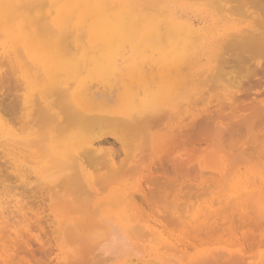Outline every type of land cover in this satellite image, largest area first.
<instances>
[{
  "label": "bare ground",
  "instance_id": "bare-ground-1",
  "mask_svg": "<svg viewBox=\"0 0 264 264\" xmlns=\"http://www.w3.org/2000/svg\"><path fill=\"white\" fill-rule=\"evenodd\" d=\"M227 1L232 0H0V80L7 83L0 101V264H24L27 256L35 262L38 250L54 264H190L180 245L167 240L169 232L157 236V224L141 215L146 190L120 179L148 156L149 165L172 164L178 155L168 142L185 148L184 141L193 140L187 137L207 122L231 118L245 93L236 68H253L244 79L264 87V8L244 14L253 5L248 2L240 15L232 12L235 0L231 8ZM256 85L245 90L250 94ZM258 105L264 111L261 100ZM212 162L198 179L226 184L219 183L221 201L239 205L241 213L253 197L261 195L264 202L263 170ZM24 176L28 196L43 197L46 204L38 216L30 208L33 200L22 198ZM34 179L46 189L33 188ZM211 205L210 214L216 211ZM194 212L198 218L200 210ZM89 220L102 230L93 242L83 236ZM36 223L55 245L45 248L48 255L43 238L25 229ZM209 255L223 258L221 251Z\"/></svg>",
  "mask_w": 264,
  "mask_h": 264
},
{
  "label": "rangeland",
  "instance_id": "rangeland-1",
  "mask_svg": "<svg viewBox=\"0 0 264 264\" xmlns=\"http://www.w3.org/2000/svg\"><path fill=\"white\" fill-rule=\"evenodd\" d=\"M232 1H234V0H232ZM232 1H230L231 3H229V1H227V4H229L228 6L230 8L233 7V5L236 6L234 8H237L238 10L237 9L234 10L233 8H231L233 10L232 12H234L235 14L239 13L240 15H242V13L249 14V13H257V12H259V14H261L262 13L261 10L263 11L262 7L264 8V0H259V1L258 0L255 1L254 0L255 2H253V0H249V1H247V0H238L239 3H238L237 0H235L236 3L233 2L234 4L232 3ZM242 1L243 2L245 1V4L242 3ZM248 2L249 3L252 2L253 5H249ZM258 2L260 3V5L257 4ZM261 2H263V3H261ZM262 4H263V6H262ZM246 5L247 6L249 5L248 9H245V8H247ZM242 6H243V8L245 9V11L247 13L244 12V11L241 13ZM253 6H255V7H253ZM250 8H252V9L253 8H257V11H256V9H254L252 11V9L250 10ZM259 8H261V10H258ZM263 14H264V12H263ZM247 54H248V52H247ZM247 54L244 52V55H247ZM245 68L246 67H242V68L238 67V68H236V72L234 73V75H236L237 77L239 76L238 79L240 78L239 79V82H240L239 87L242 88L241 85L244 86L243 87L244 90H243V88L241 89V94H242V92L246 93V95H245V93H243L244 94L243 95L244 98L242 97V99H241L242 103H240L238 101L237 102V104H238L237 107L235 106L236 108H235L234 113H233L235 116L232 114L231 118H229V117L227 119H222L221 118L219 120H216L215 123H213L214 121H210L211 124H209V125H207V124L210 123V122H207V124H204V126H202V127L206 126L205 129L202 130V128H201L200 129L201 131L198 130L199 133L198 132L195 133L197 135L193 134L194 137L193 136L187 137V138H193V140L190 139L188 141L186 139L184 141L185 145H183V147H185V148L179 147V144H178L179 141L178 142L174 141V143H175V145H177V147H175L174 143L173 144L170 143L172 141L168 142L167 143V148H169L170 150L171 149L174 150L173 153L176 152L177 155H178L177 158H176L177 160L172 161L173 165L170 162H167L166 164H164L162 166L149 165L148 159L150 157L148 156V158H146V157L143 158V160L145 159L144 161L141 160V159L139 160V162L137 163V165L139 167L136 166L134 168V170L126 171L125 173L128 172L129 174L123 175V177L121 178L122 180L120 179V181L123 182V183H127V184L129 183V186L138 185L139 184V185H141L140 187H142V188H144L146 190V192L148 193L147 196H149V197L146 196V198H148L146 200L149 201L150 199H152V200H150L152 202H150V201L147 202L145 200V198L143 200H140L141 204L139 203V205H141V207H143V208H145V207L148 208L149 207L148 209H146V208L143 209V208L140 207L141 210L144 212V214H143V212H141V215L143 217H145L146 219L148 218V220H152L153 222H155L157 224L158 228H157V226H156V228H157L158 231L156 233L158 234V232H160V235L158 234L157 236H162V237H166V238H167V236H169L167 238V240H170L176 246L180 245V249L182 250L181 251L178 248V250L180 251V254L182 255V257L185 260V258H186V254L185 253H187L188 257L186 258L185 261L186 262H190V264H235V263L236 264H258V263L259 264H264V261L261 260V259H264V212H263L264 210H261L262 209V205H263L264 202H261V201H263V199L260 198L261 195H259L257 198L253 197L252 200H251V202H253V203H250V201L247 202V204L250 203V205L248 204L249 206L247 205V208H244V211H243V213L246 211L245 215H247V217H248L247 218L246 216H244L243 213H241L242 211H240L241 207L239 205H238L239 206L238 207L237 204H235L237 206V209H236L235 208L236 206L234 207L233 203H229V205H228L227 202H225L223 200L221 201V197H219V196H222V194H224L223 186H226V184L222 183L221 180H217L218 183L216 181H214V180L213 181L211 180L212 181V184H211V181L210 182H209V180L205 181L206 180L205 178H204L205 179L204 181L201 180L202 182H204V183H202L200 181V179H202L203 177L198 179V177H200L202 175V171L205 169L206 165H208L209 163L211 164L212 161H214L215 164L216 163L220 164L222 162L221 164L227 165V167L229 165L230 168L233 167L232 169H235V168H238V167H240V168L243 167V169L245 167H247V168L250 167L252 169L256 168L257 170H260V171L263 170L264 171V163H263L264 162V111L262 110V112H260L261 109L257 108V107H260L259 105L257 106V103L259 104L260 100H261V103L264 104V100H262V97H264V87H262V89H261L260 87H258L256 85V83H254V82L249 83L246 79H244V75L247 74L248 76H250V75L253 74V72L251 70H254L253 68H251V70L249 72L250 68H246L247 71L245 70ZM242 69H244L245 72H243L244 70H242ZM241 76H243V77H241ZM242 80H244L246 82H244ZM5 84H7V83H3V80L1 79L0 80V101L2 99H4L5 97H3V96L6 95L7 87H6ZM254 85H256L255 89L254 90L251 89L250 90V94H248L245 89L249 88L250 86H251L250 88H252V87L254 88ZM130 86H134V84H132ZM3 89H5V91ZM138 89H140V87H138ZM151 89L154 90L156 88L154 87V88H151ZM248 91H249V89H248ZM262 91H263V93H261ZM251 92H252V95H251ZM253 93H256V94H253ZM250 95L253 98L249 97ZM254 95H258L260 97L259 102L257 100H254L255 99ZM248 97L250 99H253L256 102H253L252 100H248L249 99ZM246 98H247L248 101H246V102L244 101L243 102V99H246ZM249 102H251L250 105H249ZM239 103H240V105H239ZM244 103H246V104H244ZM241 104H243L244 106L241 105ZM245 106L246 107L248 106V107L244 108ZM240 107H241V109H244V110H241ZM152 124H154V123L152 122ZM162 133H160V132L158 133V134H160L159 135L160 137H162V135H165V134H162ZM155 134H157V133H155ZM148 137L150 139L151 135H149ZM152 137H154V136H152ZM160 137H158V138L160 139ZM186 142H188V144L190 143L189 144L190 146ZM192 143L194 145H191ZM171 144L174 147L172 146V148H171ZM147 146H148V144H147ZM150 147L151 146H149V148ZM188 149H190V150H188ZM145 152H148L147 154H149L151 151L150 150L149 151L145 150ZM183 159L184 160L188 159V160L183 161ZM222 159L224 161H222ZM233 159H235V160H233ZM231 161H234V164H233V162L231 163ZM177 162H179L178 163L179 165H176ZM185 162H187V163L185 164ZM174 163H175V165H174ZM235 163L237 165H240V166H237ZM252 163H253V165H252ZM255 163H256V165H255ZM257 164H258V166H257ZM170 165H171V167H170L171 169L169 168ZM192 165H194V166H192ZM242 165H244V166H242ZM154 166L157 167L156 171L155 170L153 171ZM178 166H179V168H177ZM25 167H24V173L28 177V173L29 172L26 170ZM172 167H174L175 169H178V171L175 170L174 168H173L174 169L173 170ZM181 168L182 169L184 168L185 172L183 170H180ZM150 170H152V172H150ZM193 170H194V172H196V175L194 174ZM130 171H131V173H130ZM174 171H175V173H174ZM179 171L182 172L183 174H181ZM199 173H200V175H199ZM178 176L180 178L181 177L182 178L180 179V178H178ZM27 177L24 176L23 182H22L24 184V185L22 184V187L25 189V192L23 190L24 194H23L22 198H27V200L25 199V201L33 200L32 198H30L28 196V193L30 194L29 191L31 189L27 188V187H29V184H27L28 183ZM152 178H153V180H151ZM184 178H185V180H183ZM25 180H27L26 183H25ZM159 180H162L163 182L166 181V182L163 183L162 181H159ZM34 181L36 183H35V186H34V182H33V186H34L33 188H36V190L37 189L39 190V188H40V190H43L44 188L46 189V187L43 188L42 182L41 183H37L39 181H37L35 179H34ZM219 181H221V182H219ZM191 183H193V184H191ZM219 183H222L221 184V185H223L222 188H221ZM26 184H27V186H25ZM37 184H38V186H36ZM39 184H40V187H39ZM181 185H183V186H181ZM210 185H211V187H210ZM191 187H193V190H192ZM212 187H213V189H212ZM28 189H29V191H28ZM154 189H155V192H154ZM159 189H160V191H159ZM180 190H181V192H180ZM27 191H28V193H26ZM157 191H158V193H157ZM185 192H187V193H185ZM220 192H222V193H220ZM149 193H151L150 195L153 196L152 198L149 195ZM168 193H170V194H168ZM171 193L172 194L174 193V194L171 196ZM195 193L196 194L198 193L197 194L198 196H196ZM177 194H179V195H177ZM154 195H156V197ZM36 198H37V200H36ZM36 198H34V200L30 202V208H31L33 214H37V216H38V215H40L39 214L40 211L43 210L41 207H43V208L44 207L47 208V207H46V204L43 202V197L37 196ZM176 198H179V199L176 200ZM38 199H39V201H38ZM254 200H255L256 203L259 202L261 206L259 205V203L256 204L254 202ZM179 201H181V202H179ZM218 201H219V203H218ZM215 202L217 204H215ZM35 203H36V205H35ZM31 204H33V205H31ZM41 204H43V205H41ZM146 204H149L150 206L146 205ZM210 205L212 206L211 208L214 207L213 210L216 209L215 213H214V211L212 212L213 214L212 213L210 214V212H208V208L210 207ZM256 205L258 207H260L261 209H259ZM172 207L174 208L173 211L171 210V209H173ZM176 207H178V208H176ZM216 207L219 208V209L222 208L221 211L217 210ZM224 207H225L226 210L224 209ZM231 207H233V208L231 209ZM238 208H240V209L238 210ZM176 209H178V210L176 211ZM229 209H231V210H229ZM199 210H200L201 213L199 212ZM203 210L205 211V213H202ZM235 210H236V212L238 211L237 212L238 214L235 212ZM194 211L199 212L198 213L199 217H202L204 220L203 219L201 220V218H200V222H199V217L197 218L198 215ZM223 211H224V213H222ZM226 211H227V213H226ZM231 211H232V213L233 212H235V213H233V215H232ZM248 211H249V214L247 213ZM172 212H174V213L176 212V214H174V213L172 214ZM190 212L194 213V219L195 220H193L192 217L190 218V216H191L190 214H192ZM206 212H207L208 215L209 214L211 215V218L208 217V215H206ZM145 213H147V214H145ZM187 213L189 214L188 216H187ZM240 213H241V216L242 215L244 216L243 217L244 219L241 218ZM204 214L207 217L204 216ZM181 215H183V216H181ZM195 215H197V216H195ZM217 215H219L220 218L217 219V217H218ZM164 216H167V217L165 218ZM177 216L179 217V219H178ZM192 216H193V214H192ZM212 216L214 218H212ZM183 217H185L184 218L185 220L183 219ZM186 217H187V219L188 218H190V220L192 219L191 220V224H190V222L188 223L189 220H187ZM205 217L208 218V219H205ZM249 217H252V218H249ZM196 218L198 220H196ZM245 219H249V220H245ZM215 220L218 221V222H215ZM89 221H91V220H89ZM167 221H168V223H167ZM193 221H198L199 223L198 222H193ZM201 221H202V223H201ZM205 221H207V222H205ZM169 222H170V224H169ZM176 222H177V226L175 224ZM192 222L195 224L194 228L196 226L195 229L194 228L192 229V227H191V225L193 224ZM182 223L183 224L186 223V227L190 226L188 228V230H187V228H184V226H182ZM187 223L189 225H187ZM197 223L200 225V227H199V225H197ZM209 223L213 227L211 226V228H210ZM215 225H217V226L215 227ZM34 226L33 225H31V226H27L26 225L25 229L28 230L27 232L33 233L39 239H41L40 237H42L43 238L42 241L44 242L43 243L44 244L43 250L44 251L48 250V248L51 247V244H52L51 236L45 235L43 232H41V230L37 226V223H36L37 228H36V226L35 227ZM88 226H90V228ZM179 226L181 227L180 232H179V228H180ZM197 226H198V228H197ZM177 227H179V228H177ZM182 227L184 228L185 231L182 230ZM83 228H85V229H83L84 232L85 231L89 232V234H87V232H85V233L83 232L84 233L83 236L86 237L88 242H90L91 239H92L91 240L92 242L95 241V239L98 240V238H99V236L101 234L99 233L100 235L98 236L97 233L98 232L102 233V230H101L100 226H96V223L94 225H92V221L90 222L89 225H84ZM162 228L165 229V230H163ZM30 229H31V231H29ZM37 229H38V231H37ZM95 229H96V231H95ZM98 229H99V231H98ZM166 230L169 232L168 235L166 234V233H168ZM93 231H95V232H93ZM164 232H166V233H164ZM86 234L88 235L89 238L87 237ZM163 234H165V235L163 236ZM191 234L192 235L195 234L194 237H191ZM95 236H97V238ZM170 236H171V238H170ZM90 237H92V238H90ZM195 237H199V238H195ZM49 238H50V240H48ZM172 239H174V240L172 241ZM181 241L182 242L184 241V242L181 243ZM45 242H47V243H45ZM179 243H181V244H179ZM41 244H42V242H41ZM186 244H187L188 247L186 246ZM194 244H195V246H194ZM53 246L55 247V245H53ZM45 248H47V249L45 250ZM190 249L191 250L193 249V250L191 251ZM189 250H190V252H189ZM225 250H228L229 252H233L234 251L233 254L235 256L233 257V256L228 255V251H225ZM213 251H221V252H223V258L220 257L221 259H219L218 255L210 256L209 255L210 252H213ZM37 252H38V255H37L38 258L37 259L34 258V260H36L35 262L37 264H41V263L43 264V262H44V264H49V263L50 264H54V263L48 262V259L44 258L46 255H44V257L42 258L43 251L41 252V250L40 251L38 250ZM46 252H47V255H48L49 251H46ZM226 252H227V254H226ZM239 255H240V257L242 259L238 258ZM261 257H263V258H261ZM27 258H28V260H32L31 256L30 257L27 256ZM229 258L232 260V262H230V263L227 262V261H230ZM38 259L41 260V261L39 262ZM223 259H224V261H223ZM27 261H26V263H27ZM35 262L33 261L32 263L34 264ZM23 263L26 264L25 263V259H24Z\"/></svg>",
  "mask_w": 264,
  "mask_h": 264
}]
</instances>
